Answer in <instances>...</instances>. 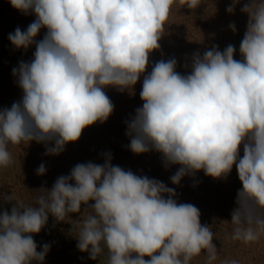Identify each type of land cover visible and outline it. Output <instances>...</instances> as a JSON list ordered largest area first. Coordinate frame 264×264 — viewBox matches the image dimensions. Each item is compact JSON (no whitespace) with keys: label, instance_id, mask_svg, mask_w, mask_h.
Wrapping results in <instances>:
<instances>
[{"label":"clouds","instance_id":"clouds-1","mask_svg":"<svg viewBox=\"0 0 264 264\" xmlns=\"http://www.w3.org/2000/svg\"><path fill=\"white\" fill-rule=\"evenodd\" d=\"M8 2L35 15L26 30L9 34L14 47L35 45V52L30 63L13 69L22 99L0 109V168L13 164L10 145L35 141L58 155L85 128L105 122L114 105L104 89L134 88L150 54L160 49L176 0ZM239 3L232 0L226 11L234 13ZM198 4L187 0L189 9ZM241 11L248 16L242 59H234L230 44L223 52L213 46L202 57L194 54L187 75L176 71L175 58L157 62L144 77L143 105L126 135L134 154L156 151L165 167L179 165L170 178L176 185L199 171L226 179L235 166L242 189L231 213V239L247 244L264 234V0H248ZM229 27L236 31L235 24ZM42 28L46 34L37 41ZM111 160L108 153L103 165L77 164L44 189L37 206L16 201L10 213L0 210V264H43L50 245L37 251L33 234L49 214L68 223L76 213L83 218L70 231L92 260L105 250L107 264H190L202 253L209 264L217 259L214 232L201 224L196 206L178 204L173 188ZM45 172L41 164L37 174ZM0 200L14 201L4 193Z\"/></svg>","mask_w":264,"mask_h":264},{"label":"rangeland","instance_id":"rangeland-1","mask_svg":"<svg viewBox=\"0 0 264 264\" xmlns=\"http://www.w3.org/2000/svg\"><path fill=\"white\" fill-rule=\"evenodd\" d=\"M247 2L248 0H240V3L235 6L234 13L230 14L226 9L232 4V0H199L198 7L193 9L187 7V0L185 5H180L179 0H176L166 25L165 34L159 41L160 49L150 54L146 72L141 75L134 88L123 92L114 87L104 89L114 105L112 114L105 122H97L85 128L80 139L66 144L64 150L58 155L46 154L45 144L35 141L28 145L22 143L9 146L13 164L7 168H0V193L11 195L14 201L0 200V210H7L10 213L16 201L25 205L37 206V198L46 195L44 189L50 190L55 181L61 176H68L74 166L88 162L103 165L106 154L111 153L113 165L120 166L125 171L130 170L137 176L155 179L167 187L173 188L176 193L174 199L178 204L189 203L195 206L196 193L199 191L211 193L210 201L214 200L215 205H209L210 201L205 204V199L199 205L209 210L218 211V216L217 218L215 216L216 219L213 221L218 229L225 220L224 216L226 217L230 213L229 204L234 199L233 194L238 193L242 189V185L239 188L235 187L233 189L235 191L223 196L228 177L214 179L206 176L203 171H199L195 175H188L185 178L187 183L184 186L188 187V200L183 201L184 196H178L176 184H173L170 179L178 170L179 165L165 167L163 158L159 161L154 160L155 151L134 154L129 148L130 138L126 135L127 123L135 117L136 109L143 105L140 98L143 80L146 75L151 73L157 62L175 58L177 61L176 71L181 75H187L191 72L194 54L199 53L202 57L213 46H218L219 50L223 52L230 44L236 49L234 59H242L239 47L247 29L248 16L241 9ZM35 19L34 14L25 15L13 8L8 0H0V109L10 108L13 103L22 99L23 91L18 86L13 69H17L20 62L30 63L34 59L35 52V45L26 50L14 47L9 40V34L14 33L17 27L22 31L26 30ZM230 24H235V32L229 27ZM46 31L47 29L42 28L36 40H42ZM49 146L52 144L50 143ZM240 155L241 157L243 155L242 147ZM41 164L45 166L46 172L43 175H38L37 169ZM190 177L196 179L197 184ZM196 185L198 186L196 187ZM165 198H167L166 194ZM84 207L82 205V211ZM219 212H223V218H219L221 216ZM200 213V222L207 223L210 219L208 213L203 211ZM82 218L79 213H76L70 214L68 223L57 222L49 214L47 225L40 233L33 234L37 245H50L43 264H87L93 261L87 252H84L83 255V252L79 250L80 254L77 259L74 255V247L78 243L74 235L77 233L70 230L76 223V219ZM221 228H224L223 224ZM221 231L220 235L224 237L221 243L223 241L226 244L224 251L228 254L219 255L224 256L228 264L231 261H236L237 264H262L260 260L264 263V234H261L257 241L246 244L243 241L230 239L233 229H228L230 234L224 232V229ZM218 240L220 239L218 238ZM218 240H213V243L216 245ZM94 261L107 263V251L105 250Z\"/></svg>","mask_w":264,"mask_h":264},{"label":"trees","instance_id":"trees-1","mask_svg":"<svg viewBox=\"0 0 264 264\" xmlns=\"http://www.w3.org/2000/svg\"><path fill=\"white\" fill-rule=\"evenodd\" d=\"M156 152V151H155ZM162 158V155H158V152H156L155 154V158L154 160L155 161H159L160 159ZM158 166V165H157ZM188 175L184 176L180 183L178 185H176V191L178 192V196H184V199L183 201H187L188 200V187L187 186H184L187 181L185 180V178L187 177ZM192 180H194L197 184V180L190 177ZM208 184V183H207ZM199 185V184H198ZM196 185V187L198 186ZM242 183L240 182L239 180V177L237 176V170H236V167L233 166V169L231 171V173L228 175V178H227V181H226V184H225V189H224V192H223V196L229 194L230 192H233L235 190H233L235 187L239 188L241 187ZM186 192V193H185ZM233 197L234 199L232 200V203H228L229 204V210H230V213H228L226 215V217L224 216V222L221 223L223 224V227L224 228H221L222 224L220 225V227H218L217 229V226L215 227V224L213 223V221L217 218L218 216V211L216 210H209L205 207H200L199 203L201 201H203L204 199L206 200L205 201V204L208 203L210 200H211V193H209L208 191H199V193H196V197L194 199V204L195 206L199 209V211H203V212H207L208 215H209V221L207 223H201L202 225H207V226H210L211 229L213 230L214 232V240L216 241V239L218 240V238L220 240L217 241V244H216V247H217V259L215 261H212L211 264L215 263V264H225L228 262L225 261L224 259V256H220L219 254H228L226 253L225 248H226V244L222 241L221 243V240L224 238L222 235H220V232L221 229H224V232H228L230 234V232L228 231V229H233V226L231 225V213H232V209H234L236 207V199H237V193H234L233 194ZM214 203V204H213ZM227 203V202H226ZM209 205H215V201L213 200V202H209ZM209 205H205L206 207H210ZM223 212H219V218H223ZM216 216V218H215ZM217 231V232H216ZM216 232V233H215ZM230 237H231V234H230ZM231 239V238H230ZM45 240H48V239H45ZM37 251L41 250L43 248V244L41 245H37ZM75 248V251H74V255H75V258L77 259L78 258V255L80 254V251L78 250L77 246L74 247ZM85 253L83 252V255ZM228 259V258H227ZM232 262V261H231ZM260 262L262 264H264L262 262V260H260ZM87 264H103V263H96L94 260L91 261L90 263H87ZM107 264V263H105ZM190 264H209L208 260H207V256L202 253L200 256L198 257H195L191 262ZM231 264V263H230Z\"/></svg>","mask_w":264,"mask_h":264}]
</instances>
